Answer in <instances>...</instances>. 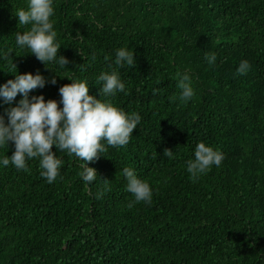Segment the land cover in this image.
Segmentation results:
<instances>
[{
    "label": "trees",
    "instance_id": "1",
    "mask_svg": "<svg viewBox=\"0 0 264 264\" xmlns=\"http://www.w3.org/2000/svg\"><path fill=\"white\" fill-rule=\"evenodd\" d=\"M27 6L0 0V56L11 51L0 58V86L39 73L45 86L29 98L62 108L59 88L86 82L90 95L141 121L126 146L102 141L107 151L87 164L92 183L79 175L84 162L55 146L52 184L39 158L26 160L27 172L4 166L15 146H0V264H264V0H53L64 68L17 46L30 25H18L15 11ZM120 48L135 67L115 65ZM242 61L250 67L238 75ZM112 71L125 92L101 95L98 77ZM177 72L190 77L187 103L170 99L181 92ZM20 99L0 97L6 124ZM200 142L224 159L193 182L186 162ZM125 167L149 184L150 204L128 207Z\"/></svg>",
    "mask_w": 264,
    "mask_h": 264
},
{
    "label": "clouds",
    "instance_id": "2",
    "mask_svg": "<svg viewBox=\"0 0 264 264\" xmlns=\"http://www.w3.org/2000/svg\"><path fill=\"white\" fill-rule=\"evenodd\" d=\"M54 15L53 0H28L27 9L20 8L15 11L18 17V25L28 26L30 30L23 34L16 33V44L20 49L27 48L37 60L46 64L56 61L61 68L66 67L69 61L60 56L57 60L60 45L55 43L56 32L50 17ZM11 51L5 52L0 58L8 60ZM95 59V57H93ZM107 60L108 57H105ZM205 59L209 64H214L216 55L206 54ZM119 68L125 66L135 67L134 53L124 48L116 52L114 61ZM13 66L15 64L13 63ZM250 65L242 61L237 68L238 75H244ZM178 77L177 88L181 90L178 97L181 103H187L194 96V90L190 84L188 74L176 73ZM51 84H56V79H51ZM98 82H102L100 94L114 96L118 91L125 92V84L121 82L116 71L110 74L101 73ZM45 78L37 73L17 74L15 79L8 80L0 86V97L5 104H11L17 95L22 99L15 107L6 110L7 124L4 116L0 115V146L12 142L15 146L13 154L2 160L4 166L11 162L18 170L30 171L26 165L27 159L39 158L40 175L52 184L60 175L61 160L53 153V146L59 151H65L69 156L75 155L84 163L83 171L79 173L87 183L96 180L97 173L87 164L99 159L100 153L106 152L107 147L102 143L106 141L108 146L122 147L129 143L133 131L141 121L138 113L127 115L114 107L110 102H102L89 94L86 82H74L65 84L59 88L61 97L59 104L53 99L45 101L44 96H32L29 93L45 86ZM158 90H153L156 94ZM164 156L173 157L171 149L164 150ZM224 159L221 152L206 146L200 142L196 145L194 159L188 160L187 172L190 179L195 182L200 175L207 173L213 165L219 167ZM123 176L127 181L126 191L131 193L134 203H151L152 190L149 184L137 177L134 170L128 167L123 169ZM107 186V180H105ZM100 198V194L98 197Z\"/></svg>",
    "mask_w": 264,
    "mask_h": 264
}]
</instances>
